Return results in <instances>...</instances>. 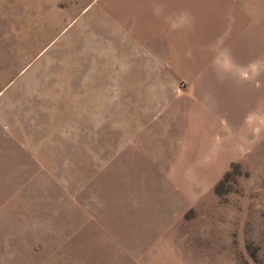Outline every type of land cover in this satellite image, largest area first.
<instances>
[{
	"label": "rangeland",
	"instance_id": "rangeland-1",
	"mask_svg": "<svg viewBox=\"0 0 264 264\" xmlns=\"http://www.w3.org/2000/svg\"><path fill=\"white\" fill-rule=\"evenodd\" d=\"M0 150V264H264V0H0Z\"/></svg>",
	"mask_w": 264,
	"mask_h": 264
},
{
	"label": "crops",
	"instance_id": "crops-1",
	"mask_svg": "<svg viewBox=\"0 0 264 264\" xmlns=\"http://www.w3.org/2000/svg\"><path fill=\"white\" fill-rule=\"evenodd\" d=\"M189 41H183L184 43H176L172 42L171 45H174V51L176 52L173 56V58H170V61L173 63H176L178 65V62H185L190 63L194 60L195 56H199L200 52L199 49L195 46L199 43H196L198 39L194 40L192 36L189 37ZM187 51L186 53L184 51ZM158 54V51H157ZM179 57H178V55ZM159 55V54H158ZM203 60H201L202 62ZM195 72H201V70L196 69ZM204 81H201L199 85L190 87V91L186 94L183 93V95L179 97H173V102H175V108L169 109L167 112L170 111L169 116H178L183 117L188 114V112L192 113V117L200 120L208 119L209 114L207 111L209 109H225L226 104L230 103L231 101L227 102V93H233L231 87L228 88L226 86H214L209 87L203 84ZM150 85L147 86H139L138 93H141V90H146L151 92L152 90ZM234 90V89H233ZM244 90V91H243ZM143 92V91H142ZM235 92V91H234ZM246 92L245 89H242L239 91V93ZM238 99V98H237ZM129 100V99H128ZM243 99H238L239 103ZM128 102V101H127ZM174 105V104H173ZM6 154L5 157H10V153H4ZM3 157V151L0 150V160ZM0 167H1V161H0ZM2 169V168H1ZM11 173V170L8 171ZM1 188V186H0ZM17 202L16 200L13 201L12 199H5L3 202L0 198V237L2 236V232H7L9 230V235L13 232V224L12 222L17 219V213L16 208L12 209V206H16ZM4 206V208H2ZM7 206L9 207V213L7 212Z\"/></svg>",
	"mask_w": 264,
	"mask_h": 264
}]
</instances>
